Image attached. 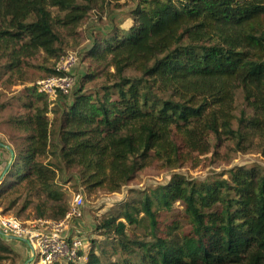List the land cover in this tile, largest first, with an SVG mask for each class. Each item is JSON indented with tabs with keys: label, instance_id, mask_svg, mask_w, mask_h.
Wrapping results in <instances>:
<instances>
[{
	"label": "trees",
	"instance_id": "16d2710c",
	"mask_svg": "<svg viewBox=\"0 0 264 264\" xmlns=\"http://www.w3.org/2000/svg\"><path fill=\"white\" fill-rule=\"evenodd\" d=\"M105 3L0 0V71L27 81L31 60L59 58L62 36H75ZM131 18L128 28L111 22L109 31L89 34L85 56L114 68L103 93L85 88L95 73L58 93L52 108L37 85L26 89L22 104L31 109L18 118L25 143L0 188L33 192L37 218L61 219L69 207L53 188L56 167L43 160L49 153L57 168L78 167L88 187L110 192L154 162L166 169L198 164L227 141L236 151L258 145L264 156V0H139ZM176 202L183 218L162 227L155 206L170 211ZM142 222L148 234L127 232ZM97 229L111 238L112 251L92 247L84 263L52 264H264V165H235L203 179L175 172L156 191L102 213ZM4 238L0 262L12 255L15 264L20 255Z\"/></svg>",
	"mask_w": 264,
	"mask_h": 264
},
{
	"label": "rangeland",
	"instance_id": "374dc122",
	"mask_svg": "<svg viewBox=\"0 0 264 264\" xmlns=\"http://www.w3.org/2000/svg\"><path fill=\"white\" fill-rule=\"evenodd\" d=\"M138 1L139 0H107L103 9L96 7L90 11L87 19L78 27V32L75 36H62V40L59 44L61 46L59 55L69 51H76L79 56L78 63L71 69V73L75 77L73 87L83 79L86 80L84 75L95 73L93 79L84 81L85 88L90 92L99 90L103 93L101 85L108 79L106 73L107 71H114V68L104 63L102 65L94 63L85 56L84 50L92 45L93 41L89 34L94 32V30H96L95 28H100L101 32L109 31L111 22L120 27L128 28L132 23L131 10L136 6ZM94 33L97 34L98 30ZM94 33L93 36H95ZM31 62L34 63V65L33 67L31 66L25 69L29 77L25 82L18 79L19 74L17 73L12 75L10 71L5 69L0 71V143H3L0 144V178L2 177V179L14 161L16 150L22 149L25 143L24 136L27 132L19 126L18 118L31 109H26L22 104L23 99L27 100L29 98L26 94V89L29 86L36 85L39 80L50 77L51 73L48 69L56 68L58 56L48 57L43 53L37 58L32 59ZM128 73L136 74V72L131 70H129ZM56 99V95L46 96L49 108L55 106L54 101ZM243 106L242 91L238 90L235 108V113L237 115H239ZM49 115L53 117L52 113ZM211 141L214 143L212 137ZM228 143L230 142L227 141L226 144L224 143L218 148L219 152L216 156L213 157L212 153L208 154L207 157L202 156L198 164L187 162L179 168L166 169L161 167L159 163L154 162L140 170L129 184L116 192H110L104 188H90L80 177L78 167L68 168L63 166V169L57 168L58 159L52 153H49L48 156H44L43 160L45 162L49 163V161H52L56 167V177L53 188L61 192L68 206L74 194L80 191H84L86 194V201L82 208V217L73 221V230L75 234L84 237L86 242L85 249L82 251L84 257L81 263L86 262L88 253L92 247H95V250L99 253L101 252L100 247L112 251L111 238L102 234V232L97 229V223L102 213L119 208L122 202L126 200L141 197L143 192L152 193L156 191L160 185L170 182L175 172L203 179L207 175L225 172L235 165L251 166L255 163L264 165V156L260 152L258 145L254 144L246 150L236 151L230 148V146L227 145ZM5 145L11 147L13 155ZM18 153L19 152H17V154ZM15 197L18 199L17 202L11 204L12 199ZM27 200H30V202L28 206H24ZM36 203L37 197L33 192L27 193L25 190L12 192L7 186L0 188V216L12 215L26 224L31 223L38 219L35 216ZM155 208H157L161 214L162 227H164L166 222L171 221L176 216L178 218H183V206L179 202H176L170 211L157 206H155ZM186 228H188V226ZM127 232L129 234L137 233L139 235L148 234L149 229L147 227V222L128 224ZM3 241L10 245L14 251L19 253L20 257L17 258L15 264H23L32 256L31 249L23 241L8 237H5ZM11 256L12 255H8L0 264H11ZM29 264H36V262L33 263L32 261Z\"/></svg>",
	"mask_w": 264,
	"mask_h": 264
},
{
	"label": "built area",
	"instance_id": "2783aa9c",
	"mask_svg": "<svg viewBox=\"0 0 264 264\" xmlns=\"http://www.w3.org/2000/svg\"><path fill=\"white\" fill-rule=\"evenodd\" d=\"M76 51L61 54L56 65L60 74L51 75L37 82L38 90L47 95L67 93L75 83L71 69L78 63ZM86 194H74L65 216L61 219L38 218L26 224L12 215L0 216V229L6 234L27 238L34 249L36 264L54 262H81L85 238L75 234L74 220L82 217Z\"/></svg>",
	"mask_w": 264,
	"mask_h": 264
},
{
	"label": "water",
	"instance_id": "95a60500",
	"mask_svg": "<svg viewBox=\"0 0 264 264\" xmlns=\"http://www.w3.org/2000/svg\"><path fill=\"white\" fill-rule=\"evenodd\" d=\"M0 144H3V143H0ZM5 146L11 151V153L13 155V150L11 149V147L9 145H5ZM1 180H2V177L0 178V182H1ZM0 235H3L5 237L11 238V239L23 241L31 249L32 256H30L23 264H29L34 260V249L31 245L30 241L27 238L18 237V236L11 235V234H6L2 229H0Z\"/></svg>",
	"mask_w": 264,
	"mask_h": 264
}]
</instances>
